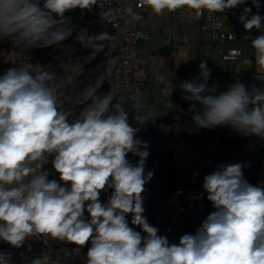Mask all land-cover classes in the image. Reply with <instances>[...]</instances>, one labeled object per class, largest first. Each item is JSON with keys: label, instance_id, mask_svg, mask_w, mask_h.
I'll return each mask as SVG.
<instances>
[{"label": "clouds", "instance_id": "obj_1", "mask_svg": "<svg viewBox=\"0 0 264 264\" xmlns=\"http://www.w3.org/2000/svg\"><path fill=\"white\" fill-rule=\"evenodd\" d=\"M246 2L137 0L125 8L126 23L143 19L133 7L150 9L155 16L187 11L198 20L205 12L224 14ZM252 3L261 6L259 0ZM97 4L0 0V40L23 51L59 46L75 30L66 13L79 9L83 14ZM251 13V7H244L239 22L264 70V16ZM253 30L260 34L253 37ZM114 39L106 31L89 35L82 28L75 42L92 50L83 58L88 63ZM239 56L241 51L233 48L224 60L234 62ZM198 67L197 77L179 85L182 98L190 102L195 130L226 126L264 140V88L236 81L220 91L218 83L209 86L207 62ZM77 75L81 73L58 78L49 66L34 68L31 63L16 64L0 75V242L20 249L32 237H49L75 245L73 257L87 247L84 264H264V183L245 178L249 165L221 163L206 174L201 197L207 194L213 210L194 233H184L178 243L170 241L145 216L143 193L154 177V170L145 171L149 143L137 138L122 102L114 103L110 93L98 95L106 73L73 95L67 90ZM169 106L176 107L170 101ZM135 108L140 111L139 104ZM156 117L149 112L146 121L155 124ZM129 153L138 157L135 163ZM50 157L58 179H49L51 172L43 168ZM49 259L34 256L30 264H49ZM0 264H13L10 252L0 251Z\"/></svg>", "mask_w": 264, "mask_h": 264}, {"label": "built area", "instance_id": "obj_2", "mask_svg": "<svg viewBox=\"0 0 264 264\" xmlns=\"http://www.w3.org/2000/svg\"><path fill=\"white\" fill-rule=\"evenodd\" d=\"M136 2L137 0H98V4L91 11H85L82 14L81 10L76 9L66 13L71 17L75 30L73 36L59 46L23 51L19 45L7 39L0 40V75L8 68L24 63H31L34 68L38 65L49 66L58 78L81 73L70 81L71 85L67 90L75 95L82 92L89 84L95 83L100 73H106L98 95L102 97L110 93L114 97V103L133 102L135 104L147 77V73L142 68L141 48L152 39V32L147 21L150 9L141 10L133 7V10L139 12L143 19L132 24L126 23L128 18L125 8L129 5L135 6ZM246 5L247 2L224 14L205 12L198 20L187 11L177 12L200 25L201 29L217 44L213 50L215 58L224 60V56L230 49H239L229 46L231 42L238 39V35L231 31L230 23L243 12ZM82 28H87L89 35L106 31L109 35L115 36L114 40L108 42L109 47L106 46L103 52L97 54L95 59L88 63H84L83 58L90 55L92 50L75 42L76 33ZM140 34H145L146 38ZM251 35L255 37L254 34ZM232 36H235V39H230ZM105 43L107 45V42ZM73 49L75 51H72ZM218 71H220L219 68L214 69L210 81ZM81 107H77L76 111L79 112ZM129 115V123L137 128V138L141 139L142 116L139 112L129 113ZM137 116L141 118L140 121L135 120ZM209 148L210 160L207 163L198 161L194 165L195 174L169 194L157 197L152 180L145 186L146 191L143 193L145 216L150 224L159 228L160 235L167 236L172 242L178 243L179 237L184 233H194L208 211L213 210L211 203L207 201V194L204 193L201 197L202 183L203 177L214 171L219 164L241 162L249 165L244 168L245 178L252 184L264 183V157L259 161L251 158L236 159L230 154L223 153L219 144L213 143ZM128 159L135 163L138 157L129 153ZM50 161L51 157L49 163L43 168L51 172L49 179H58V174L52 170ZM149 163L147 158L146 172ZM110 191L102 194L103 201L107 200ZM128 220L131 221V215L128 216ZM136 230L139 231V228ZM31 239L20 249L0 242V251L10 252L13 264H30L31 258L38 255L48 256L49 264H84L83 254H86L87 247L82 250V255L73 257L72 249L75 245L44 236ZM28 244L31 245V251L28 250Z\"/></svg>", "mask_w": 264, "mask_h": 264}, {"label": "crops", "instance_id": "obj_3", "mask_svg": "<svg viewBox=\"0 0 264 264\" xmlns=\"http://www.w3.org/2000/svg\"><path fill=\"white\" fill-rule=\"evenodd\" d=\"M259 3L261 6L257 9L253 5L252 0H247L246 7L252 8L251 14L259 13L264 16V0H259ZM169 16L170 13H165L163 16H155L152 12L147 16L148 26L152 35L156 34L159 38L156 45L158 51L169 44L177 47L176 40L174 42H163V44L159 46L160 38L162 39L163 36L158 33V30L165 29L168 26ZM239 16L240 15L234 18L230 23V29L238 35V39L231 42L229 46L237 47L241 50V56H239L234 62L215 58L213 50L217 44L201 29L199 24L185 16L187 20L186 22L174 20V22L169 23V26L178 31L179 34L192 35L188 37V42L191 47L188 50L189 57L185 77L170 79L167 69L165 73H162L160 67H157L156 58L146 65H143L142 63L143 71L147 73V77L142 85L138 100L135 103V105H140L139 113L142 116L141 140L145 138L144 135L146 133H151L152 128L159 127L161 124L171 126L170 131L164 132V138H166H161L160 144H158L160 146L159 148L162 149L161 153H163V156L167 157L165 161H163V181L166 179L167 175L166 167L170 163L176 168V182L179 186L187 182L190 177L195 174L194 165L198 161L202 162L203 157L199 155L191 165H181L179 154V148L187 138V131L185 128L187 124L192 121L191 116L193 115V113L188 111L190 102L185 101L182 98L184 94L179 85L183 80H191L199 75L198 66L202 60L207 62L212 73L215 68L220 69V71L215 73L213 80L209 81V86L212 83H218L220 91L226 90L229 85L236 81L244 83L246 87L255 85L256 87L264 88V70H261L256 63L254 50L250 45L251 41L244 39L248 33H246L243 25L239 22ZM251 34L257 36L260 33L253 30ZM181 50L182 49H177L178 54L175 56L176 60L181 61V59H183L181 58L182 56H180L181 54L179 55ZM163 57H165V59L168 58L164 55ZM169 101L176 107L170 108ZM197 107L199 108L200 106L197 105ZM181 109H183V111H181ZM149 112L157 116L155 118V124H153L151 120L146 121ZM204 131L207 137L208 144L206 145V148L208 151L206 152L207 155L205 154L206 161H203L202 163H207L210 160L211 151L209 146L213 143L219 144L222 150V143L233 142L231 138H238L241 142H247L253 138V136H242L235 130L226 126L217 127L215 129H204ZM248 154L249 153H246L243 158H251L258 161L261 160L264 157V141H261L259 157L256 158L255 155ZM148 159L150 163L147 166V169L153 170L155 167L153 159L150 155ZM211 211L212 210H209L208 213Z\"/></svg>", "mask_w": 264, "mask_h": 264}, {"label": "rangeland", "instance_id": "obj_4", "mask_svg": "<svg viewBox=\"0 0 264 264\" xmlns=\"http://www.w3.org/2000/svg\"><path fill=\"white\" fill-rule=\"evenodd\" d=\"M174 20L184 22L187 21L185 16L178 12L170 13L168 26L165 29L158 30V33L163 36L162 39L160 38L159 46H161L163 42H174L176 40L177 47H174L171 44L168 45L170 47V55H172L167 56L168 58L165 59V57H163L164 54L157 50L156 45L159 38L156 34H153L152 40L146 42L142 46L140 54L143 65L150 63V61L156 58L157 67H160L162 73H165L167 69L170 79L185 77L189 57L188 50L191 47L188 42V37L192 36L191 34H179L178 31L171 28L169 23L174 22ZM177 49H182L179 53V55L181 54L180 56H182L181 58H183L181 61L176 60L175 56L178 54ZM185 129L187 131V138L184 140L183 145L179 148L181 165H191L199 155L203 157L202 162L206 161L205 154L207 155L206 152L208 150L206 145L208 142L204 129L195 130V125L192 121L187 124ZM164 136V131H162L160 127H156L152 128L150 134L146 133L144 135L145 138L143 139V141L148 142L150 145L149 152L155 165L153 169L154 177L152 181L154 184V193L157 197L162 195L161 187L164 178L163 161L167 158L163 156V153H161L162 149L159 148L160 146L158 145L160 144L161 138H166H164ZM261 141V139L253 136V138L247 142H241L239 140H235L233 142H223L222 152L225 154H231L236 159L243 158L246 153L255 155L257 158L259 157ZM208 214L209 213H207V215Z\"/></svg>", "mask_w": 264, "mask_h": 264}, {"label": "trees", "instance_id": "obj_5", "mask_svg": "<svg viewBox=\"0 0 264 264\" xmlns=\"http://www.w3.org/2000/svg\"><path fill=\"white\" fill-rule=\"evenodd\" d=\"M159 52H161L165 56H169L170 55V47L168 45H166V46L162 47L159 50ZM122 103L124 105L125 110L128 111L129 113H136L137 112L136 108H135V104L133 102H122ZM231 140L235 141V140H239V139L238 138H231ZM166 170H167V175H166V179L163 181V184L161 187V191H162L161 196H165V195L169 194L171 191H173L175 188L178 187V184L176 182V168L174 167V165L172 163H170L166 167Z\"/></svg>", "mask_w": 264, "mask_h": 264}]
</instances>
